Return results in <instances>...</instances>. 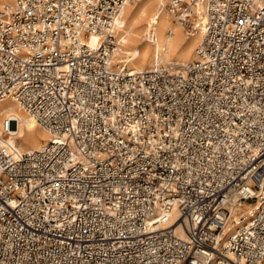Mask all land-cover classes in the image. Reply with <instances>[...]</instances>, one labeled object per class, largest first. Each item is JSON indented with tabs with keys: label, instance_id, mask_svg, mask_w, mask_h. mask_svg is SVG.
<instances>
[{
	"label": "built area",
	"instance_id": "2783aa9c",
	"mask_svg": "<svg viewBox=\"0 0 264 264\" xmlns=\"http://www.w3.org/2000/svg\"><path fill=\"white\" fill-rule=\"evenodd\" d=\"M133 1L0 0V102L50 136L0 129V264H264V0H169L195 59L139 72Z\"/></svg>",
	"mask_w": 264,
	"mask_h": 264
},
{
	"label": "bare ground",
	"instance_id": "6f19581e",
	"mask_svg": "<svg viewBox=\"0 0 264 264\" xmlns=\"http://www.w3.org/2000/svg\"><path fill=\"white\" fill-rule=\"evenodd\" d=\"M168 2L169 0H137L134 5L129 3L123 9L120 30L122 45L116 59L129 70L139 72L166 63L186 65L195 59L199 35L184 37L179 24L166 12ZM95 41V35L87 39L90 46ZM122 46L125 50H122ZM18 108L13 100L0 102V129L6 119L16 121V128L11 129V135L17 150L28 152L42 148L50 140L49 134L43 129L35 131L37 123L26 114L23 115ZM177 230L181 232L178 225Z\"/></svg>",
	"mask_w": 264,
	"mask_h": 264
},
{
	"label": "rangeland",
	"instance_id": "374dc122",
	"mask_svg": "<svg viewBox=\"0 0 264 264\" xmlns=\"http://www.w3.org/2000/svg\"><path fill=\"white\" fill-rule=\"evenodd\" d=\"M135 3H137V0L135 1V2H132V3H130L131 5H134ZM167 12V11H166ZM167 14H168V12H167ZM168 16L172 19V17L168 14ZM173 20V19H172ZM174 21V20H173ZM181 29V28H180ZM181 31H182V33H183V35H184V37L185 38H187L186 37V35L184 34V32H183V30L181 29ZM122 50H125V48L122 46ZM3 105V104H2ZM19 109V108H18ZM22 112V111H21ZM23 115H25L24 113H23ZM38 130H41V128L40 127H38V126H36L35 127V131H38Z\"/></svg>",
	"mask_w": 264,
	"mask_h": 264
}]
</instances>
